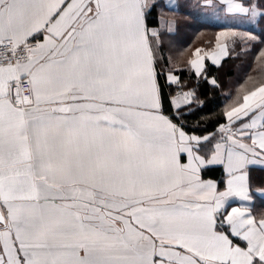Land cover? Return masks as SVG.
I'll return each mask as SVG.
<instances>
[{
    "label": "snow or ice",
    "instance_id": "1",
    "mask_svg": "<svg viewBox=\"0 0 264 264\" xmlns=\"http://www.w3.org/2000/svg\"><path fill=\"white\" fill-rule=\"evenodd\" d=\"M193 7L180 68L178 0H0V264H264V82L208 109L264 0Z\"/></svg>",
    "mask_w": 264,
    "mask_h": 264
},
{
    "label": "trees",
    "instance_id": "2",
    "mask_svg": "<svg viewBox=\"0 0 264 264\" xmlns=\"http://www.w3.org/2000/svg\"><path fill=\"white\" fill-rule=\"evenodd\" d=\"M166 14L175 18L177 30L179 28L184 35H188L191 27L188 25L190 22H186V18H188L187 14L182 12ZM213 30L214 29L207 26V24L199 23L197 30L189 36L188 42L182 47L181 50L184 51V53L181 55L179 53L180 56L178 54L173 55V60H176L173 64H185L189 52L200 44H205L204 39H208L206 42V47H208L209 42L212 43L213 41V37H211L214 34ZM208 34H210V36ZM237 51H240L239 46H237ZM234 54L235 52H232L230 57L225 59L219 68L213 67L212 69L213 73L218 76L222 85V94H217L216 100L209 103L208 109L213 107V103L218 104L219 108L223 109L226 104L231 103V100L241 86L252 88V85L264 82V69H261L259 64H254V55L252 52L248 51L246 55H242L240 58H236ZM186 74L185 72V75ZM249 77L252 79H249ZM208 109H206V111ZM253 180L256 186L264 184V172L256 169L253 173ZM255 208L256 211L264 209V200L257 198Z\"/></svg>",
    "mask_w": 264,
    "mask_h": 264
},
{
    "label": "crops",
    "instance_id": "3",
    "mask_svg": "<svg viewBox=\"0 0 264 264\" xmlns=\"http://www.w3.org/2000/svg\"><path fill=\"white\" fill-rule=\"evenodd\" d=\"M198 2H199V0H178V3L180 4V12L187 14L188 18H186V22H190L188 25H189V27H191L190 28L191 30L189 31L188 35H186V34L184 35L182 33L181 29H179V28L177 30V24H176V20L174 17L165 14L166 20L174 21V25H173L174 35L165 36V49H164L165 55L171 57L172 63H174L176 61V60H173V55H176V54L179 55V53L181 55L182 53H184V51H182L181 49L184 46V44H186L188 42V39L190 38L189 36H191V34L197 30L199 23H205V24H207V26L214 29L213 30L214 31L213 32L214 37H213V41L211 43L212 46L214 47L215 33H217L220 29L216 26L214 21L203 17L201 15V11L193 7V5L198 3ZM189 13H190V15H188ZM204 41H205V44H200L197 47L207 49L208 47H206V42L208 41V39L207 40L204 39ZM197 47L193 48L189 52V55L186 58V60L188 58H190L191 52H194ZM179 66L181 68L184 66V64H181Z\"/></svg>",
    "mask_w": 264,
    "mask_h": 264
},
{
    "label": "rangeland",
    "instance_id": "4",
    "mask_svg": "<svg viewBox=\"0 0 264 264\" xmlns=\"http://www.w3.org/2000/svg\"><path fill=\"white\" fill-rule=\"evenodd\" d=\"M209 36H210V34H208ZM215 35H216V33H215ZM211 37H214V35H212ZM262 46H260V45H256L255 47H253L252 49H251V51H249V52H252L253 53V61H254V64H259V62L256 60V56H258V54H259V50H260V48H261ZM255 53V54H254ZM234 55H236V52H235V54ZM250 55H251V53H250ZM250 55H249V57H250ZM183 60V59H182ZM252 87H253V85H252Z\"/></svg>",
    "mask_w": 264,
    "mask_h": 264
}]
</instances>
